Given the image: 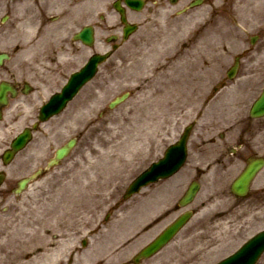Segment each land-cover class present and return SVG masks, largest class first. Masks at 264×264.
Here are the masks:
<instances>
[{
    "label": "rangeland",
    "instance_id": "rangeland-1",
    "mask_svg": "<svg viewBox=\"0 0 264 264\" xmlns=\"http://www.w3.org/2000/svg\"><path fill=\"white\" fill-rule=\"evenodd\" d=\"M35 1L25 0L31 4ZM84 1L86 7L69 17L77 19V24L96 21L95 49L103 52L105 39L114 32L111 29L117 26L118 17L110 12V0ZM187 1L182 0V4ZM208 1L183 14L176 12L181 2L172 7L165 1L160 4L162 8L153 11L144 9L141 13H128V19L139 24L138 30L101 65L96 77L81 90L61 117L65 129L61 142L73 133H80L73 163L67 164L68 170L61 174L58 170L55 181L39 180L19 196L0 195V247L11 248V239L22 237L23 230L28 233L23 236L25 240H35L45 234L51 242L61 244L57 255L46 260V264H121L130 260L154 236L146 233L126 244L144 224L162 214L166 204L161 203L165 200H160L158 207L141 202L135 196L127 204H119L115 210L114 207L122 201L131 180L155 159L163 144H167L168 126L179 131L193 119V111L211 87L225 79L226 70L237 56L240 58L237 78L229 91L223 88L217 93L222 94L218 102L222 111L227 108L231 112L221 114V124L236 120L242 123L247 106L264 88V13L254 18L253 0ZM53 4L58 8H50L49 12L57 14L59 3ZM149 6L154 5L149 2ZM105 9L110 14L105 13ZM6 11L7 7L1 5L0 15ZM99 14L105 17L102 21L95 19ZM3 27L7 31L10 28L8 23ZM253 38L255 42L251 44ZM87 53L80 51L74 62L67 61L63 54L60 61H64L62 65L67 69L76 68ZM142 65L145 78L139 73ZM155 72L157 75L148 77ZM126 91L131 92L129 99L109 109L108 103ZM96 94H100L101 103L87 115L80 116L84 105ZM227 102L234 107L229 108ZM144 104L149 107L142 108ZM206 115L210 117L211 113ZM124 117H128L122 125L127 130L125 136L134 135L129 130L139 121L140 129L135 136V146L117 151L106 146L104 139L111 134L106 129H115ZM208 118L202 120L204 125L209 126ZM253 127L254 155L264 156V118L254 120ZM41 137L38 135L35 143L11 164V180L7 181L11 182V187L20 176L28 173V168L32 170L40 163L41 157L31 153H39L38 149L46 145L48 140L43 142ZM104 151L108 155L105 161L111 160L112 170L96 171L93 180L98 179L101 185L89 188L87 183L92 177L87 168L95 160L104 161L103 157L98 158L99 152ZM117 152L118 157L114 156ZM243 164L240 161L236 168L226 173L215 167L213 173L217 176L213 178L209 174L203 179L201 191L191 205L198 211L188 225L171 244L142 264H215L263 230L264 169L256 177L246 199L235 200L228 192V184ZM137 211L140 212L137 214ZM167 221L158 224V231ZM83 240L86 246H82ZM28 246L24 254L27 257L42 250L39 242L31 241ZM257 264H264V254Z\"/></svg>",
    "mask_w": 264,
    "mask_h": 264
},
{
    "label": "flooded vegetation",
    "instance_id": "flooded-vegetation-1",
    "mask_svg": "<svg viewBox=\"0 0 264 264\" xmlns=\"http://www.w3.org/2000/svg\"><path fill=\"white\" fill-rule=\"evenodd\" d=\"M3 1L6 0H0V8L1 5L3 8L7 7L8 13L0 15V173L5 181L0 188V194L11 195V191L15 187L11 188V182H7L11 180V158L7 159L4 154L11 149V141L16 136V132L18 134L25 128L30 129L32 135L30 143L35 135L40 133L45 138H48L46 134L49 135L53 143H57L61 139L64 123L59 118L60 114L44 122L38 120L41 105L46 97L55 91L53 85L64 78L67 69L61 64L60 52L66 49L69 53L67 59L73 60L78 58L80 51L93 54L95 45L93 43L92 47L88 48L80 41L73 40L74 34L80 30V28H71L77 25V19L69 17L55 19L53 16H46L43 12L45 8L42 10L36 1L35 13L28 11L16 13V8L11 6L13 0H7L6 3ZM204 1L208 2V0ZM12 14L20 16L13 19L11 18ZM25 21L29 23L27 26L23 24ZM63 21L67 26L66 29H64ZM5 23L9 24L8 31L3 27ZM69 70L71 68H68ZM220 84L221 82H218L213 86L211 91L204 96L200 106L208 108L211 112L209 126L197 124L202 112H195L189 137L187 164L189 161H202L209 156L215 165L222 166L226 163L228 167L236 168L240 161L245 162L254 154V127L249 118L242 120V123L240 120H236V122L227 125L221 124V114L229 115L230 111L227 108L222 111L220 103L213 101ZM227 104L229 108L234 107L233 103L227 102ZM227 120L230 119L227 118ZM169 128L171 131L167 134L168 138L172 136V133H175L173 126ZM11 133H13L12 136ZM179 134L177 137L172 136V142L177 140ZM205 146L210 147L208 155L203 152L202 147ZM49 149H52V145ZM40 152L42 153H37L42 158L40 163L45 164L41 168L40 180L55 181L54 177L57 175L55 173L62 169L63 162L56 167L47 168L50 154L46 148ZM203 173L204 171L195 168L193 173L190 171L182 173L177 184L174 178L178 174L170 178L169 182L164 180L155 184L153 199L167 201L162 218L174 217L179 212L180 207L177 204V199L181 197L188 186L185 181L190 180L189 182H191L192 179L189 178L192 176L193 179L201 178ZM177 191H179L178 196Z\"/></svg>",
    "mask_w": 264,
    "mask_h": 264
},
{
    "label": "water",
    "instance_id": "water-1",
    "mask_svg": "<svg viewBox=\"0 0 264 264\" xmlns=\"http://www.w3.org/2000/svg\"><path fill=\"white\" fill-rule=\"evenodd\" d=\"M129 1V0H127ZM131 6L135 7L136 4L130 3ZM137 8V7H136ZM84 39L89 38L90 34L85 31ZM105 59L104 56L97 55L93 58L90 63L84 68L80 73L74 74L66 87L63 90V96H58L54 98L46 107L54 104L56 101H61V106L64 101L70 99L78 88L89 79L91 74L93 73L94 67ZM91 68V72L88 74V70ZM127 97V94L122 95L120 98H116L112 103L111 107L120 103ZM60 106V107H61ZM251 115L254 117H260L264 115V91L260 98L254 103L251 109ZM27 139V135H22L12 144L13 151H11V157L14 151L22 148ZM72 143H68L66 146L60 148L56 152V159H61L68 151ZM178 151L177 157L173 160L168 158V155L165 157L159 164L152 165L148 170L142 173L138 178H136L133 183L128 188V193H133L139 189L141 185H146L150 182H154L158 177H167L171 175L175 170H177L183 162L184 159V151H185V143L181 141L178 143ZM263 165L261 160H256L252 162L247 168L243 171V173L233 182L231 186L232 192L236 196L243 197L248 189L249 182L254 177L257 170ZM195 190H192L187 195V200H190L193 196ZM189 214H185L181 218H179L176 222H174L171 226H169L154 242H152L149 246H147L138 257H148L159 248H161L183 225V223L188 219ZM264 250V231L254 236L251 240H249L240 250H238L235 254L223 260L219 264H254L259 255ZM137 257V260L139 259Z\"/></svg>",
    "mask_w": 264,
    "mask_h": 264
},
{
    "label": "bare ground",
    "instance_id": "bare-ground-1",
    "mask_svg": "<svg viewBox=\"0 0 264 264\" xmlns=\"http://www.w3.org/2000/svg\"><path fill=\"white\" fill-rule=\"evenodd\" d=\"M67 1L68 0H54V1H50V3H54V2L60 3L61 12L64 14H68V12H67L68 6L65 5ZM253 4H254V10L256 11V16H254V18H258L259 16H261L264 13V11H263L264 0H253ZM86 5H87V2H85L84 0H78V2H76V3H71L69 8L73 12V11L82 10L84 7H86ZM23 24H24V26H27L29 23L25 21ZM202 39H203V37L200 40H202ZM192 49H194V47ZM139 73L141 74V77H144L143 76L145 74L144 73V65L140 66ZM155 75H157L156 72L154 74H152L151 76L148 75V77L151 78V77H154ZM100 103H101V96H100V94H96L95 96H93L92 100L89 103L84 105V107L82 108L84 110L79 112L80 116L87 115V113L89 111L93 110ZM148 107H149V104H144V107H142V108H148ZM128 113H131V112H128ZM127 119H128V117H124L121 120V124H119L115 129H113V128L106 129L108 131V133L111 132V134L108 136V138L106 140L104 139V141L106 142L105 143L106 146L110 145L112 147V149H115L117 151L118 150H126L127 151L129 149V146L133 147L136 145V142H134V141H136L135 136H137L138 131L140 129V126H139L140 121L137 123L138 126L136 124L129 130L131 133L134 132V133H132L134 135L130 134V135L125 136V134L127 133V130L123 129L122 125H124V120H127ZM118 129H120L121 131ZM117 154H119V153L118 152L114 153V156H116V157L120 156ZM102 157L104 158V161L95 160L87 168L88 173H90L89 177H92L91 181L87 183V186L89 188H95L96 185H98V187H100V185H101L100 182L98 183V179L93 180V176H95V174L97 173L96 171L103 172V171L112 170V166L110 164L111 160L105 161V158L108 157V155L105 154V151L99 152L98 158H102ZM104 164H106V165H104ZM69 187L70 186H68L67 190H69ZM65 196H68V193H65ZM132 228L134 229L133 226H132ZM125 232L126 231H124V233ZM23 236H28V233H26V231L22 230V237H20V238H18V237L14 238L13 237L11 239V241H13V242H11V248L6 249V248H4V246L0 247V264H46L45 261L55 257L60 250L59 246L61 244H59L57 242H53V241L51 242V240L45 234L41 235L37 239L35 238V240H31L29 238V241L25 240L23 238ZM31 241L39 242V245H41L42 250L32 257L24 256V254L26 253V251L29 247L28 245ZM25 257L27 258L26 260H25Z\"/></svg>",
    "mask_w": 264,
    "mask_h": 264
}]
</instances>
